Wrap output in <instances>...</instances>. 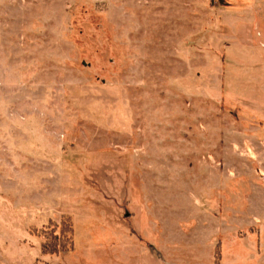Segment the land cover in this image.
Here are the masks:
<instances>
[{
	"label": "rangeland",
	"instance_id": "1",
	"mask_svg": "<svg viewBox=\"0 0 264 264\" xmlns=\"http://www.w3.org/2000/svg\"><path fill=\"white\" fill-rule=\"evenodd\" d=\"M217 254L264 264V0H0V264Z\"/></svg>",
	"mask_w": 264,
	"mask_h": 264
},
{
	"label": "trees",
	"instance_id": "2",
	"mask_svg": "<svg viewBox=\"0 0 264 264\" xmlns=\"http://www.w3.org/2000/svg\"><path fill=\"white\" fill-rule=\"evenodd\" d=\"M70 227H72V225L71 224H67V223H64L61 226V229L60 230H62L63 233H62V236L60 238H61L62 242H61V245L58 248H56L53 245V243L50 240H48L50 237L53 236V234L50 233V231H48L49 228H46L47 229L46 230L47 231L46 233H48V234L47 235L44 234V236H43V241L41 243V250L43 252H52V253H55L57 251H61V250H64L66 248L67 249L70 248V246L72 244L71 238L69 236H66L64 234V233H66L67 231L70 230ZM215 258H216L215 259L216 264H219V260H220L219 254H217V256H215Z\"/></svg>",
	"mask_w": 264,
	"mask_h": 264
}]
</instances>
